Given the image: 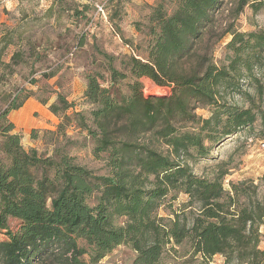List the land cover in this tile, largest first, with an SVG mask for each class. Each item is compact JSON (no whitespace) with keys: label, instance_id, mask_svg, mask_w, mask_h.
I'll list each match as a JSON object with an SVG mask.
<instances>
[{"label":"trees","instance_id":"trees-1","mask_svg":"<svg viewBox=\"0 0 264 264\" xmlns=\"http://www.w3.org/2000/svg\"><path fill=\"white\" fill-rule=\"evenodd\" d=\"M227 3L156 0L145 55H126L119 69L115 56L104 54L108 76L98 68L86 73L90 110L70 111L75 103L55 88L48 96L19 90L0 110V264H101L120 245L136 251L133 264H166L184 244L206 262L223 255L226 263L264 264V196L257 197V186L231 182L227 190L226 171L202 177L189 164L259 115L264 124L254 99L242 107L228 98L243 95V70L258 66L264 32L229 28L228 62L214 60L226 35L214 37V26ZM237 5L258 12L264 0ZM22 57L16 51L11 58L19 64ZM145 77L171 94L146 95ZM31 97L60 118L58 134L87 130L109 174H96L62 147L52 155L23 147L9 115ZM202 108L208 117L198 114ZM181 194L186 199L175 208ZM162 207L168 216L160 215Z\"/></svg>","mask_w":264,"mask_h":264},{"label":"rangeland","instance_id":"rangeland-1","mask_svg":"<svg viewBox=\"0 0 264 264\" xmlns=\"http://www.w3.org/2000/svg\"><path fill=\"white\" fill-rule=\"evenodd\" d=\"M156 0H0V110L19 90L37 92L48 96L53 88L67 95L75 107L70 111L92 109L84 97L86 73L101 69L108 76L107 59L104 54L115 56L114 64L122 68L126 55H145L149 41L147 15ZM238 0H228L225 10L218 14L214 26L217 41L214 60L220 65L227 63L225 45L230 41L229 28L240 31L264 32V7L258 12L246 6L239 10ZM99 8H102L101 11ZM241 11V12H239ZM11 44L7 46V41ZM19 51L23 62L16 64L12 55ZM53 74L48 78L44 74ZM243 95L235 94L234 102L242 107L250 106L264 110V51L252 73L243 70ZM60 81L62 88L55 83ZM146 95H170L172 90L143 78ZM54 95L51 102H54ZM25 110L11 111L9 118L15 121L17 131L22 134V145L27 149L52 155L55 147H62L81 165H86L96 174H109L106 155L95 154L96 142L87 130L69 127L67 136L58 134L60 118L53 115L49 105L31 97ZM198 114L209 116V111L198 109ZM54 133V134H53ZM264 124L259 115L253 124L237 131L231 138L214 147L209 157L189 160L192 170L202 177L213 178L226 171L223 183L227 190L231 182H246L257 186V197L264 196ZM158 147L165 149L159 144ZM255 196V195H252ZM255 198V197H254ZM186 199L181 194L179 202ZM169 210L161 208L160 215L168 216ZM18 221L13 220V227ZM264 249V234L261 237ZM165 257L166 264H238L226 263L222 255L205 261L200 255L191 253V246L184 244ZM136 251L125 245L103 259L101 264H133Z\"/></svg>","mask_w":264,"mask_h":264},{"label":"crops","instance_id":"crops-1","mask_svg":"<svg viewBox=\"0 0 264 264\" xmlns=\"http://www.w3.org/2000/svg\"><path fill=\"white\" fill-rule=\"evenodd\" d=\"M26 105H27V102L24 104V106H23L20 110L25 109ZM24 111H25V110H23V112H24ZM14 122H15V121H14Z\"/></svg>","mask_w":264,"mask_h":264},{"label":"built area","instance_id":"built-area-1","mask_svg":"<svg viewBox=\"0 0 264 264\" xmlns=\"http://www.w3.org/2000/svg\"><path fill=\"white\" fill-rule=\"evenodd\" d=\"M99 9H100L101 11H103L102 8H99ZM261 148L264 149V142L261 144Z\"/></svg>","mask_w":264,"mask_h":264}]
</instances>
